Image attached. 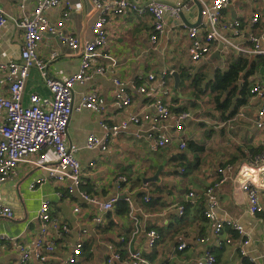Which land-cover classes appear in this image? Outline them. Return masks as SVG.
Listing matches in <instances>:
<instances>
[{"label":"crops","instance_id":"obj_1","mask_svg":"<svg viewBox=\"0 0 264 264\" xmlns=\"http://www.w3.org/2000/svg\"><path fill=\"white\" fill-rule=\"evenodd\" d=\"M70 1L80 2L81 7L71 10L61 31L66 36H76L81 42L93 39L90 0ZM132 1L142 5L150 0ZM163 1L175 3L189 0ZM212 1L192 0L190 8L183 11L181 18L166 11L165 28L156 42L151 39L154 19L149 12L140 14L132 8L110 17L106 24L108 41L91 67L92 71H96L105 66L106 71L104 74L95 72L87 84L75 87L76 102H79L81 93L97 91L104 98L106 107L102 114L88 109L74 112L69 124V142L79 147L77 156L86 172L84 189L100 201L115 196L128 200L129 212L120 211L117 205L119 199L104 215V222L97 223L94 217L99 214L98 204L83 200L77 191L68 192L67 183L49 178L47 170L32 162H21L17 174L0 184V204L10 206L14 211L13 218L0 216V235L6 233L16 237L15 241H5L0 246V264L18 263L21 256L19 244L23 245L25 251L33 252L34 240L41 231L38 212L44 198L51 201L53 215L68 223L71 230L54 237L56 249L45 263L31 255L28 264H66L73 247L81 241L76 264H108L107 258L111 252L126 255L131 250H140L161 264H206L204 254L207 250L215 255L218 264H264V209L255 215L248 212L247 196L238 185L241 177L234 173L235 176L221 187L212 193L207 192L221 176L219 167L228 163L239 166L252 155L264 151V128L257 125L261 99L247 93L246 102L226 120L220 111L214 109V104L211 108L213 111L204 113V98L194 96L190 81L197 73L206 72L211 76L217 68L227 69L238 57L247 59L237 81L239 86L248 81L251 89L256 82L264 80V57L261 55L241 53L225 46L220 52L221 58L213 59L211 56L220 48L219 44L211 55L201 61L191 59L190 24L198 21V2L205 6ZM33 4L34 0H31L23 11L20 0H0V5L10 17L9 22L0 28V64L19 57L24 30L19 27L18 21L24 13L31 12ZM65 10L62 4L47 9L45 15L50 22L58 24L63 20ZM256 12L261 14L258 26L253 30L247 28L245 38L237 39L248 43L250 32L264 34V0H230L223 10L222 20L240 19L246 24ZM198 27L202 31L209 29L205 16ZM38 52L47 61L49 73L55 77L66 78L80 67L82 46L71 48L56 34L44 33ZM53 53L58 56L53 58ZM164 69L179 72L181 78L178 89L174 76H170L168 84L171 94L165 97V101L172 104V115L166 124L169 126L168 132L173 135V142L166 148L155 150L149 137V125L144 124L130 126L114 137L106 152L100 148H87L86 141L90 134L103 135L101 122L114 124L132 113H155L151 100L140 94L136 86L144 83L150 72L160 78ZM183 73H188L190 78L182 80ZM7 75L6 70L0 69V80H6ZM114 78L125 81L127 89L132 92L133 101L125 109L115 104ZM34 93L43 97L52 95L38 69L32 67L23 102L28 104L30 95ZM8 94L9 84L5 81L0 84V95ZM237 98L234 96V102ZM183 110L191 112L194 117L185 120L184 128L176 132L172 126L176 114ZM4 116L0 111V118ZM181 139L187 142L183 149L179 146ZM45 153L42 151L31 155V159H38ZM92 162L95 164L91 165ZM160 167L162 171L158 181L143 180L154 176ZM121 175L130 179V183L123 188L117 185ZM39 177H44L43 182L31 188V183ZM191 190L196 193L194 202L188 199ZM126 193L131 198H121ZM146 196L150 197V201L145 200ZM260 199L264 206V187L260 190ZM180 204L185 205L183 215L178 210ZM77 207L79 211H75ZM206 211H210L212 216H206ZM227 220L240 223L244 234H239L227 224L219 235L216 234V223ZM151 229L160 234L154 247L148 245L147 231ZM219 237L231 238L232 242L218 246ZM182 243L187 246L180 250L178 246ZM113 264L124 263L116 261Z\"/></svg>","mask_w":264,"mask_h":264},{"label":"built area","instance_id":"obj_2","mask_svg":"<svg viewBox=\"0 0 264 264\" xmlns=\"http://www.w3.org/2000/svg\"><path fill=\"white\" fill-rule=\"evenodd\" d=\"M191 1L169 3L163 0H150L141 5L132 0H90L89 15L93 20V39L81 42L76 36H66L61 31L64 20L68 19L71 10L81 7L80 2L34 0L31 12L24 13L18 21L19 27L24 30L23 45L19 57L0 64V69L6 70L8 74L6 80H0V84L5 83V81L9 84V94L0 95V111L5 114L3 118H0V184L17 174L19 163L32 162L47 170L49 178L67 183L68 192L77 191L83 200L98 204L99 214L94 217V220L97 223L104 222V215L114 207L120 196H115L107 201H100L98 197L91 196L84 189L86 172L77 156L79 147L75 143L69 142V124L74 112L88 109L102 114L106 102L97 91L81 93L79 102H76L75 87L76 85L87 84L95 72L105 73V66L97 68L96 71H92L91 67L94 59L100 55V49L108 41L106 24L111 16L124 13L132 8L140 14L149 12L154 19V32L151 39L156 42L165 28V12L168 11L171 15L181 18L183 11L190 8ZM29 2L31 0H20V8L25 11ZM229 3L230 0H213L211 4L203 6L202 13L208 19L209 29L202 31L198 26L189 27V54L193 61H201L208 57L221 43L241 53H252L264 57V48L262 47L264 34L257 35L250 32L248 43L237 41L239 38H245L247 28L253 30L258 26L261 14L259 12L254 13L246 24L240 19L223 21L222 13ZM62 4L66 7L63 20L59 21L58 24H53L46 17L45 11ZM9 19L5 9L0 5V28L7 24ZM46 32L58 35L71 48L82 46L81 63L78 71L66 78H58L49 73L47 61L38 52ZM57 56V53L52 54L53 58ZM111 59L114 61L113 58ZM32 67L38 69L52 95L43 97L34 93L30 95L28 104H25L23 95ZM172 74V70L164 69L160 78H157L155 73L150 72L144 79L145 82L136 86L140 94L151 100V105L155 108L154 114L148 112L132 113L126 119L114 124L103 121L101 122L103 135L90 134L86 141V147L89 149L100 148L101 151L106 152L114 137L128 130L130 126L144 124L149 125V137L153 140L152 147L155 150L170 145L173 142V135L168 132L169 126L166 122L172 115V104L165 101V97L171 94L168 81ZM114 85L116 106L121 109L127 108L133 101L132 92L127 89V83L119 78H114ZM250 93L262 100L257 125L264 128V80L256 82L251 87ZM193 117V114L187 110L180 111L176 114L172 127L176 132L181 131L184 128L185 120ZM179 146L181 149L185 148L187 146L186 140L181 139ZM42 151H46V153L40 158L31 159V155L39 154ZM47 154L52 156L48 157ZM94 164V162L91 163V165ZM219 170L221 176L207 189L208 193H212L238 174L241 177L238 185L248 199V212L255 215L264 209L260 199V190L264 187V151L252 155L239 166L228 163L219 167ZM43 180L44 177H39L31 183V188H35ZM129 183L130 179L126 175H121L117 179L119 188H123L125 184ZM59 194L61 195V193ZM195 197V191L191 190L188 193L189 201L194 202ZM145 200L150 201V197L146 196ZM79 210V207L75 208V211ZM178 210L183 215L185 205L180 204ZM205 215L211 217L212 213L206 211ZM0 216L13 218L12 207L0 204ZM38 218L41 231L39 230L40 233L34 240L33 252L25 251L23 245L19 244L21 256L17 264H28L31 255L45 263L56 249L54 237H60L71 230L68 223L60 221L53 215L51 201L47 198H44L40 203ZM225 224L237 230L239 234H244L243 226L233 220L217 222L216 234H220ZM50 233L52 235H49ZM147 235L149 247H154L160 238V234L157 230L151 229L147 231ZM15 240L16 237L2 233L0 246L5 241L12 242ZM231 242V238L219 237L217 240L218 246ZM245 242L248 243V241ZM81 246L82 241L73 247L71 254L66 258V264L77 263ZM186 246V243H182L178 248L182 250ZM242 253L246 254V252ZM116 261H122L124 264H161L151 260L140 250H131L126 255H122L120 252H111L107 258V263L113 264ZM204 261L206 264H218L217 258L210 250L205 252Z\"/></svg>","mask_w":264,"mask_h":264},{"label":"trees","instance_id":"obj_3","mask_svg":"<svg viewBox=\"0 0 264 264\" xmlns=\"http://www.w3.org/2000/svg\"><path fill=\"white\" fill-rule=\"evenodd\" d=\"M245 64H247V59L238 57L232 61L227 69L217 68L211 76H209V73H197L190 81L194 88V96L200 97L208 94L214 99V109L222 113V118L226 120L231 118L238 107L246 102V94L250 92L248 81L241 86L237 83L241 72L245 68ZM182 75V80L190 78L188 73H183ZM206 79H208L207 82H205ZM234 96H238L236 102H234ZM117 205L122 213L129 212L128 200L120 199Z\"/></svg>","mask_w":264,"mask_h":264},{"label":"water","instance_id":"obj_4","mask_svg":"<svg viewBox=\"0 0 264 264\" xmlns=\"http://www.w3.org/2000/svg\"><path fill=\"white\" fill-rule=\"evenodd\" d=\"M198 6H199V18H198V21L195 24H190V26H198L200 24L202 18H203V13H202L203 5L198 2ZM224 47H225L224 44L221 43L220 48L212 54L211 58H213V59L215 57L221 58L220 52H221L222 49H224ZM172 75L174 76V79H175V87L179 89V84H180V81H181L180 74H179V72L175 71V72H173ZM161 171H162V168L160 167L156 171V173L154 174V176H151V177H148V178H144L143 180L145 182H148V181H158L159 180V174H160ZM128 197L131 198V196L128 193H126L123 196H121V198H128Z\"/></svg>","mask_w":264,"mask_h":264},{"label":"rangeland","instance_id":"obj_5","mask_svg":"<svg viewBox=\"0 0 264 264\" xmlns=\"http://www.w3.org/2000/svg\"><path fill=\"white\" fill-rule=\"evenodd\" d=\"M206 73V72H205ZM192 90H193V92H194V89L192 88ZM209 93V92H208ZM210 94V93H209ZM188 95V94H187ZM204 99H203V98ZM203 99L202 100V102H203V104L205 105V112L204 113H206V112H208V110L209 111H213L211 108H212V104H213V102H214V99H212L208 94L206 95V96H203V95H201L200 96V99ZM207 98V99H206ZM207 100H209V101H207ZM210 122H213L211 119H208ZM168 151V150H167ZM166 151V152H167Z\"/></svg>","mask_w":264,"mask_h":264}]
</instances>
